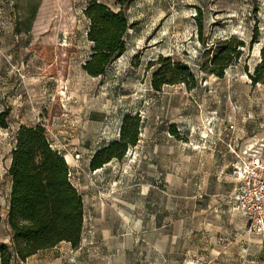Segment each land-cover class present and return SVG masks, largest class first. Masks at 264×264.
I'll return each instance as SVG.
<instances>
[{
  "label": "rangeland",
  "instance_id": "rangeland-1",
  "mask_svg": "<svg viewBox=\"0 0 264 264\" xmlns=\"http://www.w3.org/2000/svg\"><path fill=\"white\" fill-rule=\"evenodd\" d=\"M89 1L0 0V112L7 97L17 103L8 119L11 127L0 128V170L16 129L41 125L68 163L70 183L82 198L80 241L88 243L90 261L99 252L97 237L112 229L109 241L120 247L121 255L130 252L129 262L141 264L145 254L155 258L160 253L162 235L170 228L171 217L162 210L167 194L170 203L175 201L168 175L198 168L206 177L199 183L215 188L232 177L236 154L242 157L244 151L250 160L264 161V87L251 86L243 70L252 71L264 44V0H98L113 11L122 8L132 26L124 36V53L97 78L82 69L91 55L89 22L83 15ZM198 9L206 46L229 37L248 45L254 28L258 31V42L250 51L245 47L222 78L198 68ZM38 45L77 49L68 60L67 95L66 80L60 88L30 49ZM158 57L188 65L198 87L187 91L182 85H166L154 91L148 64ZM58 108L63 113L48 122L47 115ZM134 115L141 119L136 145L121 160L90 171L92 155L116 141L122 120ZM171 125L176 135L168 130ZM196 178L193 173L185 177L186 193L199 186ZM244 231L242 240L233 231L230 250L245 254L243 264H264V230L248 226Z\"/></svg>",
  "mask_w": 264,
  "mask_h": 264
},
{
  "label": "trees",
  "instance_id": "trees-1",
  "mask_svg": "<svg viewBox=\"0 0 264 264\" xmlns=\"http://www.w3.org/2000/svg\"><path fill=\"white\" fill-rule=\"evenodd\" d=\"M125 4L120 2V5ZM89 22L86 34L91 43V55L82 66L90 77L104 74L106 67L125 51L124 36L132 25L128 23L122 8L113 11L98 0H91L83 11ZM197 40L202 44L198 59L200 73L222 78L225 70L237 63L244 48L250 51L258 42V31L254 28L248 45L236 37H229L206 46L203 38L201 12L195 17ZM42 58L45 74L58 80L61 88L66 80L69 57L77 53L72 46L38 45L30 48ZM151 88L159 92L163 86L182 85L187 91L198 87V79L188 65L171 57H158L150 62ZM251 86L264 87V44L259 49L258 61L252 71L244 66ZM10 110L0 112V128L7 129ZM63 112L47 115L48 122ZM141 119L138 115L122 120L119 138L95 152L88 164L90 171L101 169L112 160H121L127 149L136 145ZM176 135L175 126L168 128ZM69 166L63 156L52 149L45 129L41 125L20 126L14 134L11 150V165L7 175L11 179L8 199L7 224L10 229L11 246L0 247V264H10L13 255L20 261L38 251L51 249L66 242L73 249L80 243L83 228V202L69 179Z\"/></svg>",
  "mask_w": 264,
  "mask_h": 264
},
{
  "label": "crops",
  "instance_id": "crops-1",
  "mask_svg": "<svg viewBox=\"0 0 264 264\" xmlns=\"http://www.w3.org/2000/svg\"><path fill=\"white\" fill-rule=\"evenodd\" d=\"M64 92L66 95L68 94V78ZM16 104L14 98L11 100L9 97L6 98V109L15 111ZM10 127L11 124L8 123L7 129ZM235 147H237L236 143ZM13 148L14 144L12 145ZM238 156L236 154V159ZM233 158L235 161V157ZM1 164L0 162L2 167ZM10 165L11 151L5 167L0 170V247L6 246L8 248L11 246L10 229L6 220L11 190V179L7 175ZM188 172L186 174L185 171H180L176 172V176H167L166 180L173 184L172 191L174 194L171 195L175 201L170 203L167 194L166 203H163L162 210L167 212V219L171 217L170 228L167 233L162 235L160 253L155 258L153 255L145 254L139 259L141 260L140 263L153 264V261L156 260L159 261L157 264H232L230 261L233 260L237 261V264H243L245 254L230 250L234 240L233 231L240 232V239L242 240V233L248 227L246 218L235 209L231 198L238 188V178L232 174V177L227 179V185L210 188L199 183L206 178L202 176V170L191 168ZM191 173L197 174L195 183H199V186L186 193L182 186L185 187L189 184V180H185V177ZM3 177L6 183L5 188L1 185V182H4ZM170 211L176 214L170 216ZM182 212L185 213L184 216L181 214ZM213 218L216 219V222L212 220ZM244 232L246 233V231ZM112 234L111 229L107 235L97 237L98 247L96 251L99 250V252L95 258L96 261L93 262L90 261L88 255L89 245L82 240L79 243L80 247L78 245L75 249L69 243L61 242L51 249L38 251L24 261L18 260L13 255L10 264H132L129 262L130 252L121 255L120 247L114 245L112 240L109 241L108 235ZM236 236L238 237L239 234ZM101 238H104V242ZM235 241L237 244L238 240ZM101 244L102 247H100Z\"/></svg>",
  "mask_w": 264,
  "mask_h": 264
},
{
  "label": "built area",
  "instance_id": "built-area-1",
  "mask_svg": "<svg viewBox=\"0 0 264 264\" xmlns=\"http://www.w3.org/2000/svg\"><path fill=\"white\" fill-rule=\"evenodd\" d=\"M239 157L233 165V174L239 181L232 200L235 209L247 220L249 229L264 230V161Z\"/></svg>",
  "mask_w": 264,
  "mask_h": 264
}]
</instances>
